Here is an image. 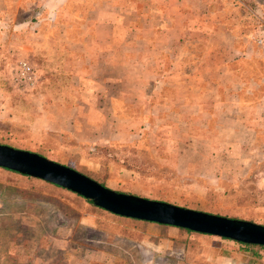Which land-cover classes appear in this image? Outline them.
I'll use <instances>...</instances> for the list:
<instances>
[{"label":"crops","instance_id":"0c3cea01","mask_svg":"<svg viewBox=\"0 0 264 264\" xmlns=\"http://www.w3.org/2000/svg\"><path fill=\"white\" fill-rule=\"evenodd\" d=\"M52 7L56 10L50 19L42 0H0V43L8 46L6 38L12 36L13 48L36 63L41 84L50 85L37 93L40 103L30 124L32 137L52 134L61 143L66 134L78 144L92 146L127 143L141 127L154 131L185 127V135L193 140L185 139V145L203 142L212 149L207 160L217 157L216 148L230 147L231 153L251 147L248 140L230 135L237 134L236 129H229V137L222 139L220 127L231 126L220 125L218 118L231 109L241 118L237 127H243L249 139L255 127L263 126L264 92L254 91H264V0H63ZM241 60L258 61L261 78L237 77L232 68ZM47 68L58 74L46 75ZM204 133L210 134L205 138ZM151 151L158 162L173 164L156 157V147ZM78 197L84 228L97 219L91 206L117 217ZM117 218L133 222L138 231L151 228L155 235L165 234L169 243L183 249L190 248V240L198 241L204 264H264V249L174 226ZM106 251L98 252L112 256Z\"/></svg>","mask_w":264,"mask_h":264},{"label":"rangeland","instance_id":"374dc122","mask_svg":"<svg viewBox=\"0 0 264 264\" xmlns=\"http://www.w3.org/2000/svg\"><path fill=\"white\" fill-rule=\"evenodd\" d=\"M223 10L228 11L227 5ZM240 10L244 16V6ZM6 40L10 43L8 46L0 43L1 145L41 153L49 160L61 161L62 165L94 176L122 193L264 225V123L262 127H255L249 139L243 127H237L241 118L233 116L231 109L227 115H221L219 124L231 127H220L223 134L220 137H229L228 130L236 129L237 134L230 135L236 140H248L251 147L231 153L227 152L230 147L216 148L213 151H218V155L213 161L209 157L207 160L212 149L205 148L203 142L185 145L193 141L185 135V127H172L174 131L141 127L131 141L111 146L135 145L147 152L140 157L141 162L151 157L157 172H164L147 173L145 166L140 172L134 171L127 168L119 156L94 151L78 144L69 135L62 134L61 143L52 134L41 139L32 137L30 124L40 103L36 100L37 93L42 86L50 85L41 84L36 63L23 57L18 48H13L14 38L9 35ZM22 62L30 64L35 71L33 85L19 78L18 66ZM45 70L46 75L58 74L49 68ZM232 70L241 79L250 76L259 80L263 67L258 61L241 60ZM55 86L59 88L64 84ZM260 89L254 92L263 93ZM249 120H255L253 114ZM206 134L210 133H204L205 138ZM164 138L166 142H162ZM153 146L159 149L156 157L160 160L166 158L176 163L158 162L151 151ZM245 159H248L247 164L243 162ZM90 169H97L98 173ZM207 172L215 174L209 176ZM81 202L78 195L70 191L0 168V264H204L198 241L191 244L190 240V248L187 245L183 249L176 242L169 243L165 234L155 235L151 228L138 231L133 228V222L92 206L97 219L89 228H84L79 220L83 216ZM60 237L70 240L69 243L57 241ZM104 249L112 256L98 252Z\"/></svg>","mask_w":264,"mask_h":264},{"label":"water","instance_id":"95a60500","mask_svg":"<svg viewBox=\"0 0 264 264\" xmlns=\"http://www.w3.org/2000/svg\"><path fill=\"white\" fill-rule=\"evenodd\" d=\"M0 168L66 189L117 216L264 246V225L116 192L37 153L0 145Z\"/></svg>","mask_w":264,"mask_h":264},{"label":"trees","instance_id":"16d2710c","mask_svg":"<svg viewBox=\"0 0 264 264\" xmlns=\"http://www.w3.org/2000/svg\"><path fill=\"white\" fill-rule=\"evenodd\" d=\"M111 145H112V143H102V144H95V145H92V146L88 145V147L90 149H93L94 151L97 150L99 153H103L104 152L105 155H111L112 154L114 156L115 155L119 156V158L122 159L120 161L124 165H126L127 168H130V169H132L134 171L140 172L141 168L143 166H145V167H147L146 168V172L147 173H151V174H155V175L163 174L164 171L163 172H159V171L157 172V170H156L157 165H156L155 161L151 157H147L145 162H141L139 160L141 156H144L147 153L144 150L137 149V147L135 145H132V144L121 146L120 148H117V147L111 146ZM108 149H110V150H108ZM37 154L43 156L41 153H37ZM1 169H4V168H1ZM4 170L10 171V170H7V169H4ZM158 170H161V169L158 168ZM10 172H13V171H10ZM13 173H16V172H13ZM25 177H28V176H25ZM29 178H32V177H29ZM33 179H35V178H33ZM96 181L98 183H100L102 186H105L102 182H99L98 180H96ZM53 186L58 187L56 185H53ZM59 188H61V187H59ZM87 202H89L91 205H93V203L91 201L87 200ZM206 213L210 214V212H206ZM181 230L185 231L187 233H192V231H189V230H186V229H181ZM242 245H244V246H246L248 248H250V247H254L255 248L256 247V248L264 249V246L248 245V244H242Z\"/></svg>","mask_w":264,"mask_h":264},{"label":"built area","instance_id":"2783aa9c","mask_svg":"<svg viewBox=\"0 0 264 264\" xmlns=\"http://www.w3.org/2000/svg\"><path fill=\"white\" fill-rule=\"evenodd\" d=\"M19 78L28 85H33L35 81V71L32 66L26 62H22L18 66Z\"/></svg>","mask_w":264,"mask_h":264},{"label":"clouds","instance_id":"9594fccd","mask_svg":"<svg viewBox=\"0 0 264 264\" xmlns=\"http://www.w3.org/2000/svg\"><path fill=\"white\" fill-rule=\"evenodd\" d=\"M63 3V0H42V6L44 10L48 13L49 18H54L55 8L52 7L55 4L57 7Z\"/></svg>","mask_w":264,"mask_h":264}]
</instances>
